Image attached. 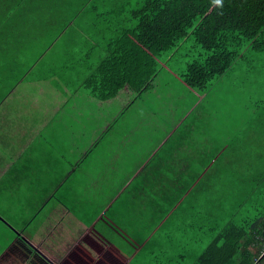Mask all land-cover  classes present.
Returning <instances> with one entry per match:
<instances>
[{
    "label": "trees",
    "instance_id": "16d2710c",
    "mask_svg": "<svg viewBox=\"0 0 264 264\" xmlns=\"http://www.w3.org/2000/svg\"><path fill=\"white\" fill-rule=\"evenodd\" d=\"M77 27L84 30L81 35L75 33ZM188 36L202 53L188 65L181 82L187 91L210 94L215 80L235 60L248 51L255 53L256 60L264 56V0H0V53L6 65L1 68L15 78L14 86L23 85L33 96L56 91L71 100H83V104L76 103L99 111L113 124L118 120L141 127L139 123L150 115L154 121L151 105L157 96L160 59ZM22 45H35L39 55L23 54ZM70 45L86 47L73 59ZM100 46L106 49L96 60L92 54ZM57 50L62 54L54 58ZM25 58L31 64H25ZM161 104L174 108L163 97ZM257 109L254 121L264 132V105ZM204 112L200 110L199 116ZM194 121L191 114L173 121L174 136L170 129L162 130L160 120L147 131L139 130L154 139L153 143L157 141V150L149 151L151 156L141 168L158 171L159 202L165 207L160 212L169 217L182 210L183 204L188 210L197 187L207 183V194L215 179L224 182L222 187H234L240 181V192L231 201L241 197L249 201L254 190L256 197L264 194V138L250 144L249 154L251 149L260 152L252 160L257 168L250 163L244 174L237 175L231 173L240 168V162L231 157L235 152L228 147L232 141L218 140L216 133L208 138L204 123L192 138L186 136L190 127L186 125ZM152 130L155 133L150 134ZM189 146L199 153L194 160L184 151ZM170 171L175 178L166 174ZM226 198L224 194V201ZM262 207L256 215L241 213V208L235 212L221 209L216 214L218 207L213 210L211 204L208 213L221 216L220 223L214 219L204 223L213 239L192 264H264V200ZM239 215L244 217L236 221ZM185 258L179 257L176 264H186Z\"/></svg>",
    "mask_w": 264,
    "mask_h": 264
},
{
    "label": "crops",
    "instance_id": "0c3cea01",
    "mask_svg": "<svg viewBox=\"0 0 264 264\" xmlns=\"http://www.w3.org/2000/svg\"><path fill=\"white\" fill-rule=\"evenodd\" d=\"M83 31L77 27L75 33ZM85 47L70 45L73 59ZM22 49L39 55L35 45ZM104 49L95 47L93 58L101 59ZM3 57L0 53V79H5L0 81V264H176L188 255L194 263L203 251L186 248L198 243L192 235L198 223H174L172 213L160 212L165 207L159 202L158 171L141 168L157 141L134 122L113 124L76 103L83 100L56 91L33 96L23 85L14 86L15 78L1 68ZM144 218L154 225L148 231L139 225ZM168 221L191 227L187 234L185 229L165 233ZM101 225L117 227L121 239L114 242Z\"/></svg>",
    "mask_w": 264,
    "mask_h": 264
},
{
    "label": "rangeland",
    "instance_id": "374dc122",
    "mask_svg": "<svg viewBox=\"0 0 264 264\" xmlns=\"http://www.w3.org/2000/svg\"><path fill=\"white\" fill-rule=\"evenodd\" d=\"M201 53L202 50L197 46L194 38L188 36L186 39L182 40L173 51L168 52L165 56L163 55L160 59V78L156 88L157 96L154 98L151 105L154 109L155 119L153 121L152 118H150L151 116L145 118L142 123H139L142 127L140 128L143 131H147L151 128L150 125L152 126L155 121L158 122V120H160L158 123L161 125L162 130L170 129V134L174 136L175 134L172 127L174 122L180 117L183 118L191 114V119L194 117L195 121L193 124L186 125L190 126L185 130L188 132L186 136L192 138V135L203 128L202 123H204L206 125L208 138L215 136L216 133L218 140H231L232 142L229 143L230 146L228 147L235 152L231 157L234 155L235 161L240 162V168L231 173L242 175L244 174L243 169L248 167L250 163L257 168L256 161L254 162L252 160L259 155L260 152L259 150L251 149L249 154L250 144L252 140L255 141L264 138V132L260 130L262 127H259L260 123L254 121V118L255 120L258 119V114L255 110H258L257 107L264 105V56L261 55L256 60V58H253L255 53H250L248 51L241 60H235L233 66L220 78V80H215V89L210 94H205L197 91H187L188 89L184 88L181 82L182 75L185 74L188 65L198 59ZM162 97L168 102L172 101V106L174 108L169 109L163 106L161 104ZM175 102L179 104H174ZM202 109H205V112L202 113L201 117L198 112ZM155 110H157V112ZM189 110L191 113H189ZM168 122H171L170 125H168ZM262 122H264V114ZM233 141H235V143ZM172 145L173 144L169 146ZM184 151L187 153L190 152L191 160L199 156V153H197L192 146L187 147ZM171 157L172 154L169 158ZM214 179L215 178H213L211 182ZM234 183H237L234 187H222L221 185L224 184V182L215 179L214 186L207 189V194V183H201L191 195L192 204L189 209L186 210L185 208L188 205L183 204L181 207L182 210H178L175 212L176 214L174 213V215H171L170 218L174 223L182 220H192L198 223L197 234L194 232L192 233V235L197 236L198 243H189L186 250H193V252L199 250L201 253L206 248V245L212 241L213 234H211L208 225L204 226L206 220L202 218L207 215L206 218L208 223L212 219L220 223L221 216L214 217L208 213L207 209L211 204L213 208L218 207L216 214L221 213L222 210H231L235 212L238 208H241L238 210L242 211L241 213L256 215L263 209L262 201L264 200V194L256 197V190H254L253 199L249 201H244L242 197L239 198V201H237V198L235 201H231L230 198H234L235 195L240 192L238 186L240 181ZM120 188H124V186H120ZM224 194L228 197L225 201ZM125 197L126 201H128L126 195ZM242 208H246L247 211L245 212ZM124 211L125 208H122L121 212L123 214ZM243 217L244 216L241 215L237 216L236 221H241ZM140 220H142V218H140ZM158 220L162 223L165 222L161 217H159ZM139 225L146 231H148L151 226H154L150 219L146 221L145 218L143 223ZM101 227H103L105 231H109L110 237L114 242L121 239L122 236L120 235L122 234L119 230L120 235L116 232L117 227H112L111 229L106 225H101ZM120 227L125 229V225ZM163 228L165 233L168 230L178 232L179 230L185 229L187 234L189 230L188 226L171 225L170 221H168ZM127 230L130 235H132V231L129 227ZM176 235L181 234L176 233ZM160 239L165 243L164 238L160 236ZM254 251L257 250L254 249ZM192 262L193 259L188 255L186 264H192Z\"/></svg>",
    "mask_w": 264,
    "mask_h": 264
},
{
    "label": "clouds",
    "instance_id": "9594fccd",
    "mask_svg": "<svg viewBox=\"0 0 264 264\" xmlns=\"http://www.w3.org/2000/svg\"><path fill=\"white\" fill-rule=\"evenodd\" d=\"M217 3H220V0H217Z\"/></svg>",
    "mask_w": 264,
    "mask_h": 264
}]
</instances>
